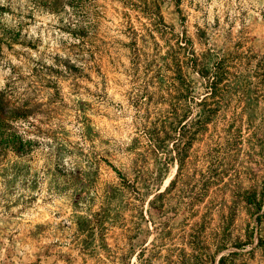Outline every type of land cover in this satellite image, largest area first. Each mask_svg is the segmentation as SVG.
<instances>
[{
  "label": "rangeland",
  "instance_id": "rangeland-1",
  "mask_svg": "<svg viewBox=\"0 0 264 264\" xmlns=\"http://www.w3.org/2000/svg\"><path fill=\"white\" fill-rule=\"evenodd\" d=\"M1 92L0 264H264V0H0Z\"/></svg>",
  "mask_w": 264,
  "mask_h": 264
},
{
  "label": "trees",
  "instance_id": "trees-1",
  "mask_svg": "<svg viewBox=\"0 0 264 264\" xmlns=\"http://www.w3.org/2000/svg\"><path fill=\"white\" fill-rule=\"evenodd\" d=\"M5 94V92L0 93V156L8 152L25 156L30 149V141L25 139L27 131L19 133L16 127L17 125L23 127V123L27 124L25 130L34 127V121H28L34 116L32 114H35L33 103L24 100L11 103Z\"/></svg>",
  "mask_w": 264,
  "mask_h": 264
}]
</instances>
